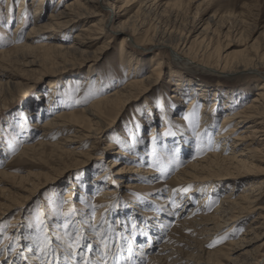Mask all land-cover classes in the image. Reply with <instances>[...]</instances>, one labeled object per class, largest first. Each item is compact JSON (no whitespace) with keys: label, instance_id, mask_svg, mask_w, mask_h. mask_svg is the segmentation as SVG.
Here are the masks:
<instances>
[{"label":"rangeland","instance_id":"1","mask_svg":"<svg viewBox=\"0 0 264 264\" xmlns=\"http://www.w3.org/2000/svg\"><path fill=\"white\" fill-rule=\"evenodd\" d=\"M70 1L0 0V264H46L53 254L64 264L66 231L92 245L91 251L78 248L76 260L84 252L90 261L148 264L168 243L163 255L172 258L158 264H264V210H258L264 201L244 204L251 185L263 183L255 195L263 190L264 196V164L255 163L249 173L227 164L201 184H169L187 161L213 149L215 136L196 144L203 111L215 110L218 132L230 108L251 103L264 84V0H158L151 10L128 8L100 40L83 30L107 20L110 9L93 10L63 28L50 19ZM122 25L124 33H113ZM187 42L195 63H185L192 57L182 50ZM40 43L51 49H33ZM244 56L259 71L213 65L228 59L235 68ZM149 76L150 84L125 89L112 104L98 107L104 123L91 121L90 138L75 146L78 156L63 153L69 149L64 137L72 135L67 126L68 132L50 134L40 145L45 121L56 115L85 121L84 110L96 100L124 89L134 77ZM194 97L197 103L191 104ZM248 126L250 121L241 132L250 131ZM25 146L36 151L23 155ZM140 167L153 173L134 172ZM228 197L242 207L221 232L176 230L179 221L211 216ZM193 210L199 212L192 217ZM41 235L50 237L43 251ZM243 240L251 244L235 249Z\"/></svg>","mask_w":264,"mask_h":264},{"label":"bare ground","instance_id":"2","mask_svg":"<svg viewBox=\"0 0 264 264\" xmlns=\"http://www.w3.org/2000/svg\"><path fill=\"white\" fill-rule=\"evenodd\" d=\"M157 1L158 0H72L69 3H67L60 12L56 14H52L50 16V19L56 22V25L62 26L63 28V26H67L69 24H73L74 22H76V19L85 18L86 16L91 14L93 10L97 12L98 14L99 13L106 14L107 10L110 9L111 13H108L107 20L103 18L99 22L92 24L90 28L83 30L84 33L89 32L90 34H92L91 35L92 37L90 38H92L93 40H98L99 39L98 36L103 33L105 28L108 29L109 26L111 25L113 26V24H115L116 21H119L122 17L127 15L126 12H128L127 10L128 8L129 9L131 7L137 8V6H140L141 8H143V6L147 7L149 5L148 9L151 10L152 6L156 4ZM39 11H41V8H39ZM39 11L38 13L40 14ZM153 12H155V10ZM74 25L75 24H73L72 26ZM125 28L126 27L124 25L119 26L118 30L117 29L113 30L114 31L113 33L115 32L124 33ZM35 31L36 30L34 28L32 29L31 32L34 34ZM170 34L172 33L170 32ZM93 36L96 38H93ZM126 42H127V39L124 38L122 41V46H123L122 52L120 53L121 58L126 57V50L124 48ZM136 45L138 47H143V45L139 43H136ZM181 46H183L182 50L187 49L189 54L192 55V57L189 56V58L185 57L186 58L185 63L186 64L187 62L195 63L196 57L193 55V51H192L193 47L188 46V42L183 43ZM33 49L44 51V50L51 49V46L46 43H40V44L35 45ZM174 52L178 56L181 55L177 53L176 51ZM3 53L5 52L2 51L0 55H4ZM244 57L246 58H244L242 62H238L239 64L235 68L228 62V59H226V61L218 60L217 62H214L213 65H215L218 68H223V69H228L230 71H233L234 69H239V65L243 66L244 64L243 70L245 71H251V70L259 71L257 66L253 65L251 63V60L247 56H244ZM224 58H228V57L225 56ZM174 60L179 62V60L177 59H174ZM198 65H202V64L199 63ZM152 81H153L152 76H149L147 79H143V78L139 79V78L134 77L132 80H130L127 87H125L124 89L118 90L113 94H110L104 98L96 100L90 108H87L86 110H84V112L86 113V117H87V120L85 121L84 119L81 120L82 119L81 118L80 119L81 121H76V123H71V122H67L65 120V116L63 118L61 115H56L53 119L45 121L44 124L41 125L43 129V135H42V141L40 142V145L44 144L45 139H47V137L50 136V134H53V133L63 134V132L65 131L68 132L69 129L66 130V128L70 127L72 128L71 129L72 135H70L69 133L70 136L64 137L65 139L63 142V144L69 147V149L65 150V152L63 153H67L68 155L74 154L78 156L80 152H77V150L80 148H77V147L75 148V146L77 145L80 146L81 143L85 139L90 138V134L92 132L88 128H90L89 125L91 121H96L98 124L104 123L102 115L97 110L98 107L101 105H105V104L106 105L112 104L120 96L123 95L122 94L123 91L126 92L125 89L126 90L139 89L140 86L150 84ZM239 94L246 95L245 91ZM193 102L197 103V101L195 100V97L191 100V104ZM188 108L190 109V107ZM233 108L234 107L230 108L231 112L227 113L223 117V122L218 132H216L215 129L213 128L214 120H215V113H214L215 110H213L211 113V109L208 111V107H207L206 110L203 111L196 144L198 145L203 139H205V141H207L208 143L210 142V138H212V136H215L214 137L215 142L213 145V149H211V151H209L206 156L202 157L199 160H196V161L192 160V162L187 161L188 165L185 168H181L178 171V173L169 181V184L181 185L184 183L194 184L195 182L196 184H201L202 182H206L207 176L209 177L210 174L216 171L225 170L224 168L228 167V165H232L233 166L232 169H234L235 171L241 172L243 170L242 172L249 173V171L251 170H256L257 167L255 163L264 164V134H262L264 133V130H263L264 123L260 122V120L264 119V84L260 85L256 98L251 103H248L238 109H236V107L234 109ZM230 110H228V112ZM247 121H250V126H248V128H250V131L241 132V125H243ZM231 124H234V125L232 126V128H229ZM154 132L155 131H153V133ZM258 134H261V135H258ZM153 136L154 135H152L151 138ZM163 143L164 145L167 144L166 141H164ZM219 145L223 147L219 149ZM255 145H258L259 148L260 146H262V148L252 149L251 147ZM224 146H227L226 149ZM57 147H60V146H57ZM25 148L26 149L23 151V155H26V156L31 155L34 151H36L35 150L36 146H30V147L25 146ZM174 149L175 151L180 152V149H178L177 147ZM226 152H229V154H226ZM135 171L136 172L142 171V168L141 167L136 168L134 172ZM142 172L150 174V173H153V170H149L148 168L144 167ZM0 181H2V179ZM262 185L263 183L260 182V184L258 185L254 184L250 186V189H249L250 191L244 195V198H245L244 204L248 203L249 205H252V206H258L262 204V202L264 201V196L261 198L263 190H262V193L259 194V196L255 195L258 193L259 189L263 187ZM170 192L172 193V190ZM70 196L67 197V200L72 199V197ZM229 199L230 197L223 200V204H222L223 206H219L216 212L212 214L211 216L198 217L199 215H197L193 217L195 214L199 212L198 210H193L194 211L192 215L193 219H189V221L183 220V221L177 222L176 230L184 231V230H190V228L191 229L194 228V230H196V234L200 236H204V235L213 236V234H217L218 232H221L222 228L223 229L226 228L229 222H232V221L234 222L236 220L235 216L233 215L234 210L239 207H242L240 206L239 203L237 204L234 201H231ZM258 210L263 211L264 209L258 208ZM109 212H110V209L106 211L107 214H109ZM48 238L50 239V237ZM170 239L172 240L174 239V237L172 238L171 236ZM199 242H201V240ZM202 242H204V239L202 240ZM250 244H251V240L250 241L243 240L242 243L240 242V244H237L235 249L241 250V249L246 248ZM168 248H169L168 243H164V245H162V247L160 248L158 255H156L154 258L151 257L152 261L149 262L148 264H154L153 262L158 264L159 262L165 260L166 258L170 256L172 258L171 253L167 254L166 257H164L163 255L166 253ZM179 260H180V257H179ZM172 262H175L174 259L172 260Z\"/></svg>","mask_w":264,"mask_h":264},{"label":"snow or ice","instance_id":"3","mask_svg":"<svg viewBox=\"0 0 264 264\" xmlns=\"http://www.w3.org/2000/svg\"><path fill=\"white\" fill-rule=\"evenodd\" d=\"M187 119V117H185ZM184 191H187L185 189ZM175 206V205H174ZM38 222L39 217H38ZM67 228V225H65ZM65 235L69 236V240L67 241V248L65 250V255H64V264H72L73 261H75V264H107V261L103 258H101L98 262L97 261H90L86 258H84V252H80L78 255H80L81 259L76 260L75 257L77 255L76 250L78 248L83 247L86 251H91L92 250V245L91 243H86L85 240L86 238L80 234L75 235V237H72L70 233L67 231L65 232ZM114 239V237H110ZM60 239V237H58ZM37 240L40 241V249L41 251L45 250L47 247L50 246V239L41 235L37 237ZM100 243L104 245L105 251L102 254V257H107L108 252H107V247H108V242L107 240L103 237L101 234V239ZM119 250V249H118ZM129 253H131V249H128ZM22 259H27V257H24L23 255L21 256ZM46 264H60V262L55 258V254H53V261H48Z\"/></svg>","mask_w":264,"mask_h":264}]
</instances>
